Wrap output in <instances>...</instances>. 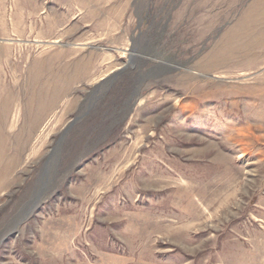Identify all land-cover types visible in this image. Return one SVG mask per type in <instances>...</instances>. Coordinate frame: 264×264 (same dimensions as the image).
<instances>
[{"label": "rangeland", "instance_id": "1", "mask_svg": "<svg viewBox=\"0 0 264 264\" xmlns=\"http://www.w3.org/2000/svg\"><path fill=\"white\" fill-rule=\"evenodd\" d=\"M0 264H264V0H0Z\"/></svg>", "mask_w": 264, "mask_h": 264}]
</instances>
